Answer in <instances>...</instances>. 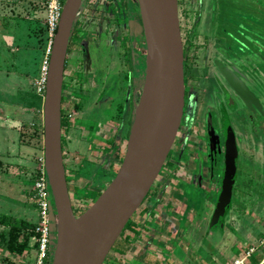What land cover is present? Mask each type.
Returning a JSON list of instances; mask_svg holds the SVG:
<instances>
[{
	"label": "rangeland",
	"instance_id": "rangeland-1",
	"mask_svg": "<svg viewBox=\"0 0 264 264\" xmlns=\"http://www.w3.org/2000/svg\"><path fill=\"white\" fill-rule=\"evenodd\" d=\"M46 2L0 0V215L17 214L29 172L43 154L42 136L34 126L41 124V62L51 36ZM223 11L228 16L221 20ZM178 18L187 49L190 111L146 198L103 264H231L241 257L243 264H264V126L253 135L242 113L234 118L237 177L224 230L207 233L215 198L206 194L213 186L190 182L196 130L202 126L194 100L201 96L199 84L211 70V57L224 45L226 33L220 28L235 36L227 45L237 47L236 55L262 56L257 42L264 45V0H178ZM241 21L244 30L237 25ZM73 29L77 35L64 75L68 119L62 142L72 206L86 209L123 159L150 71L149 47L137 0H83ZM240 67L249 72L247 63L241 61ZM256 85L251 88L264 105V85Z\"/></svg>",
	"mask_w": 264,
	"mask_h": 264
},
{
	"label": "water",
	"instance_id": "water-1",
	"mask_svg": "<svg viewBox=\"0 0 264 264\" xmlns=\"http://www.w3.org/2000/svg\"><path fill=\"white\" fill-rule=\"evenodd\" d=\"M137 1L142 20L146 12L157 36L159 71L154 78L155 90L150 92L145 120L135 134L133 131L138 114L137 109L134 111L126 150L114 177L80 215L74 213L65 173L61 107L69 40L83 0L63 1L51 42L42 108L44 168L55 207L51 226L55 235L51 264H103L163 167L182 121L184 48L178 0ZM145 36L147 40L146 32ZM213 61L225 83L245 107L251 111H255V107L260 109L258 98L247 85L222 61L217 58ZM141 99L142 95L138 105ZM226 136L220 189L208 223V230L212 231L223 229L221 218L231 204L237 170V144L233 134ZM216 142L217 137L210 131L209 148L213 149Z\"/></svg>",
	"mask_w": 264,
	"mask_h": 264
},
{
	"label": "flooded vegetation",
	"instance_id": "flooded-vegetation-1",
	"mask_svg": "<svg viewBox=\"0 0 264 264\" xmlns=\"http://www.w3.org/2000/svg\"><path fill=\"white\" fill-rule=\"evenodd\" d=\"M232 37H233L232 39L226 38L223 42L224 45L217 46L216 54H214L210 59L209 68L211 70L209 71V74L206 75L203 81L200 82L199 84L200 87H202L203 89L202 90L200 88V91L198 92L200 93L201 96L199 99L196 98V100H194L196 101V104L194 106L193 111L195 110L200 111L199 116H200V123L202 126L201 127L199 126L200 129L199 128L197 129L198 131L201 130L200 133H198L196 130V136L198 137L196 139L197 147H196V151L193 156V159L195 160V163H194L195 165L193 166V169L191 171L190 182L191 183L197 182V185L199 186L202 184V181H205L207 182L209 188L213 186L212 191H210L208 188L210 192L206 194V196L207 197L210 196L209 198L211 199V201L213 198H215L214 199L215 202H216L217 194L220 189V181H221L222 172L224 169V148H225L224 142H225V138L227 137L226 135L229 136V134L230 135L233 134V137L237 144L236 133L233 128V121H234L235 116H237L238 112L242 113L243 117H245L244 120L247 121L246 123L247 125H249L250 132L253 135H259L260 131L258 130L263 129V126H264V105L261 101L262 98L260 97L259 94H257V91L255 92L251 88V84L253 86L258 83L256 85L258 89H260L259 84L264 85V71H262L263 70L262 68H264V65H263L264 64V57H263L264 56V45L263 43H261L263 45L261 47V44L259 45L257 42V45H258L257 49H260V50L262 49L261 50L263 53L262 56L259 54L255 58L253 57V55L249 54V56H245L246 58L245 57L241 58L242 56L236 55L237 47H235V50H233L231 47H229V45H227L229 41H233L236 39L233 34H232ZM248 38L251 40L250 37ZM185 57H186V60H184V82H185L184 108H183L182 121H181L179 130H178V133H180L183 127L184 119L187 117L188 115L187 113L190 111L189 110L190 104L192 103L190 87L188 85V81H189L188 65L186 63L187 54L185 55V52H184V58ZM215 58L222 61L224 66L228 67V69H230L236 75V77L241 79L247 85V87L256 95L260 103V109L255 107L254 108L255 111H251L245 107V105L241 102L238 96L232 91V89L225 83L224 78L217 71L214 61H213ZM241 61L249 65V68H248L249 72H246V71L244 72L241 69L240 67ZM258 64H261V67H262L259 70H258V66H255ZM208 93L210 94L209 98H208V95H209ZM202 95H203V99H202ZM202 120H203V123H202ZM235 121H236V118H235ZM210 131H212V133L217 137V142L213 149L209 148V132ZM176 139L177 138H175V141ZM175 141L173 145L175 144ZM237 148H238V145H237ZM202 153H204L205 158L207 159L205 162V165H202V162L204 160V157H202L203 155ZM236 161H237V158H236ZM236 177H237V170H236L235 180H236ZM233 189H234V186H233ZM232 195H233V192H232ZM215 202L212 201L211 212L214 209ZM232 205L233 204H232V199H231V204L228 210L225 212L224 216L221 218V220L224 223H225L227 214L230 211ZM212 232H213L212 230L207 231V233H210V234Z\"/></svg>",
	"mask_w": 264,
	"mask_h": 264
},
{
	"label": "built area",
	"instance_id": "built-area-1",
	"mask_svg": "<svg viewBox=\"0 0 264 264\" xmlns=\"http://www.w3.org/2000/svg\"><path fill=\"white\" fill-rule=\"evenodd\" d=\"M63 2L61 0H47L45 5V24L50 32V42L46 49L45 56L41 62L40 72V90L44 93L45 79L47 74L49 54L51 42L58 25L61 15ZM32 190L34 198L37 202L38 221L34 226L37 233V251L32 264H51L52 252L54 249L55 235L52 231V223L55 218V207L53 203L51 188L48 182L46 171L44 168L43 154L39 158V162L32 171ZM247 252L245 256H249ZM245 257L235 258L231 264H243Z\"/></svg>",
	"mask_w": 264,
	"mask_h": 264
},
{
	"label": "crops",
	"instance_id": "crops-1",
	"mask_svg": "<svg viewBox=\"0 0 264 264\" xmlns=\"http://www.w3.org/2000/svg\"><path fill=\"white\" fill-rule=\"evenodd\" d=\"M209 30V29H208ZM204 41L208 37L204 35ZM30 183L26 190V198L22 200L17 214H10L9 212L4 215H12L26 224L20 229V235L15 241V245L24 244L21 251H10L5 247V238H8L9 226L0 223V264H32L37 251V233L34 231V226L38 221L37 202L33 195L32 190V171L29 172ZM2 215H0L1 217Z\"/></svg>",
	"mask_w": 264,
	"mask_h": 264
},
{
	"label": "trees",
	"instance_id": "trees-1",
	"mask_svg": "<svg viewBox=\"0 0 264 264\" xmlns=\"http://www.w3.org/2000/svg\"><path fill=\"white\" fill-rule=\"evenodd\" d=\"M224 16H228V13L227 11H223L220 13V19L223 20ZM229 23H232L231 20L228 21ZM234 24V23H233ZM236 24V23H235ZM238 26H241V29L244 30L245 29V26L243 24V22H239L237 24ZM222 29V31H224L226 34L224 35L225 39L226 38H229V39H232V33H230L229 31H227L225 28H220V30ZM76 31L77 30H72V33H71V37H70V40H69V45H68V51L69 49H71V47L73 46L74 44V40H75V37H76ZM224 42V41H223ZM184 48V52H185V55L187 54V49L185 48V45L183 46ZM67 62L68 60L66 59V65H65V68L67 66ZM64 84H63V92H64ZM43 93V92H42ZM64 100L65 98L62 97V107H61V128H62V131H63V128L67 125V116H66V113H65V110H64V106H63V103H64ZM39 115V118H41V124H39V127L38 126H34L35 129L34 131L37 130V128L39 129V133H40V136L43 135V128H42V111H40L38 113ZM62 149L64 150V147H63V142H62ZM63 157H64V153H63ZM120 165L117 166V168H115V171L113 173V176L115 175L116 171L118 170ZM65 173H66V178H67V174L68 172L66 171L65 169ZM67 183H68V180H67ZM100 193V192H99ZM148 194V193H147ZM147 196V195H146ZM70 198H71V195H70ZM146 198V197H145ZM88 199V200H87ZM90 198L89 196L85 195L84 196V201H89ZM90 206V205H89ZM88 206V207H89ZM87 207V208H88ZM76 209L77 210V214L75 213V215H80L82 212L85 211V209H81L80 206H76L75 203H74V207L73 209ZM0 223L1 224H4V225H8L9 226V230H8V238L6 239L5 238V247H7L8 250L10 251H21V248H23V245L24 244H18V245H15V241L17 240L18 236L20 235V229L26 224V222H24L23 220H20L18 219L17 217H14L12 215H2L0 217ZM131 224V220L128 221L127 225L130 226ZM126 225V226H127ZM125 226V228H126ZM124 228V229H125ZM121 235V234H120ZM116 243V242H115ZM118 244V243H117ZM118 248V247H117ZM119 249V248H118ZM125 251V248L124 250ZM148 264V263H147Z\"/></svg>",
	"mask_w": 264,
	"mask_h": 264
},
{
	"label": "bare ground",
	"instance_id": "bare-ground-1",
	"mask_svg": "<svg viewBox=\"0 0 264 264\" xmlns=\"http://www.w3.org/2000/svg\"><path fill=\"white\" fill-rule=\"evenodd\" d=\"M144 26H145V32L147 35V41L149 43V73H148V79L147 83L144 86L143 93H142V99L140 101V104L137 105V119L134 125V131L133 134L137 133L144 120H145V114L148 110V97L150 95L151 90H155L154 86V78L158 75L159 71V60H158V41L157 36L154 29V24L151 22L150 16L145 12V16L143 17Z\"/></svg>",
	"mask_w": 264,
	"mask_h": 264
}]
</instances>
